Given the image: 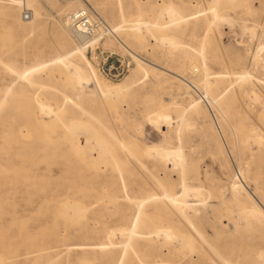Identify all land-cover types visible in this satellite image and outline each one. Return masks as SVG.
Returning a JSON list of instances; mask_svg holds the SVG:
<instances>
[{
    "label": "rangeland",
    "instance_id": "rangeland-1",
    "mask_svg": "<svg viewBox=\"0 0 264 264\" xmlns=\"http://www.w3.org/2000/svg\"><path fill=\"white\" fill-rule=\"evenodd\" d=\"M69 3H59L58 9L39 14L30 11V18L24 19L22 10L16 15L5 0H0V215L8 212L7 229H0V248L4 246L7 257L4 264H117L125 248V258L129 259L124 258L123 264L128 260L141 264L142 256L150 261L158 259L153 258L158 254L168 260L161 264L171 260L188 264L190 259L194 264H264V258L257 263L244 259L255 250L264 251V219L260 223L242 214L241 208L235 211L237 200H242L237 198L234 203L229 188L233 182L242 185L243 196L249 195L264 211V146L253 142L243 146L242 139L251 123L264 137V51L260 50L264 45V0H247L245 6L235 0ZM78 3L110 28L123 25L101 46L120 55L131 52L132 68L124 78L105 77L67 27L66 16L59 9L74 8ZM212 7L228 20L215 21L207 31ZM163 8H171L177 19H171L169 13L158 17ZM248 8L249 14L245 12ZM122 16L126 23H122ZM135 19L154 24L152 31H131ZM245 26L252 28L253 35ZM154 34L173 37L179 45L160 43ZM205 34L209 36V72L229 75L213 91L217 101L212 105L202 101L199 113L193 115L190 98L199 99L203 94V73L200 69L193 74L190 65L201 67L198 49ZM64 39L69 41V48L83 46L81 66L94 73L98 85L94 93L90 87L72 86L66 75L49 63L32 75L30 84L20 79L19 73L28 67L59 56L62 51L58 44ZM137 57L150 63L149 76L130 90L102 95V84L126 86L141 77ZM243 71L252 78L236 81V74ZM253 90L260 96L256 103L251 100ZM35 93L41 102L49 104L52 113L39 110ZM75 124L82 125V130L92 128L96 142L100 137L94 151L86 150V133H75L76 129L81 131ZM73 126L75 134L71 132ZM219 132L224 140L219 139ZM75 136L84 151L76 146L70 149ZM156 150L181 152L183 160L167 161ZM86 152L92 155L85 158ZM99 152L118 161H106ZM80 162L98 170L92 173ZM120 162L125 165L119 175L112 164ZM172 163L178 165L173 167ZM181 178L202 193L197 198L187 197L197 209V219L190 218L191 222L167 204L161 213L154 212L155 201L148 198L154 194L161 197L166 190L179 194ZM107 195L115 196V201L108 200ZM132 196L147 201L141 213L144 222L137 230L147 232V226L154 225V230L155 226L168 225L176 235L190 237L197 250L191 253L187 245L171 238V253H166L168 245L162 235L153 238L156 236L151 234V241L138 238L131 242L126 235H110V229L129 223L137 214V203L129 201ZM188 214L194 213L189 210ZM97 244H105V249L90 246ZM132 244L137 255L132 254ZM45 247L54 249L46 253ZM39 254L44 258L32 260Z\"/></svg>",
    "mask_w": 264,
    "mask_h": 264
},
{
    "label": "bare ground",
    "instance_id": "bare-ground-1",
    "mask_svg": "<svg viewBox=\"0 0 264 264\" xmlns=\"http://www.w3.org/2000/svg\"><path fill=\"white\" fill-rule=\"evenodd\" d=\"M217 1V0H216ZM237 3H239L240 5H244L246 4V1L247 0H235ZM64 3V4H70L69 2H71V0H68V1H60V0H5V3L10 6V8H13L16 12V15L19 14V9L24 11V10H28V11H32L34 14H39V12L41 11H49V9H58V4L59 3ZM215 2V1H214ZM81 4L78 3L76 4L75 7L77 8H73V7H65V8H61L59 9V11L61 13H64L66 18V24H67V27L69 28V30L71 31V33L73 34L70 26H69V21H68V17L70 14L74 13L75 11L79 10V9H82L84 7L80 6ZM214 6V4H213ZM247 6V5H246ZM22 7V9H21ZM164 9V8H163ZM161 10L162 12H158V17L160 15V13H163L161 14V16L164 15V13H169L170 15V18L171 19H177L176 18V14L175 12L169 8L167 9V11H165L166 9L164 10ZM159 10V11H160ZM121 11V10H120ZM164 11V12H163ZM206 12V11H205ZM246 13H250V9H246L245 10ZM244 12V13H245ZM10 16V15H9ZM166 16V14H165ZM178 16V15H177ZM180 19L184 18V17H179ZM231 18V17H229ZM33 19V18H32ZM170 19V20H171ZM233 19V18H231ZM222 21V20H228L227 16H225L222 12H219V10H217L216 8H213L212 7V10H211V16L207 19V31L210 30L212 28V26L214 25L215 21ZM172 21V20H171ZM178 21V20H176ZM31 21L27 22V24H29ZM127 20L124 18V16H122V23H126ZM174 22V21H172ZM170 22V23H172ZM157 22H155L156 24ZM169 23V22H168ZM169 23V24H170ZM232 23V22H231ZM158 24V23H157ZM167 24V23H166ZM165 24V25H166ZM131 28L130 30L131 31H142V29H145L147 31H152V27H154V24H151L150 22H147L146 20L145 21H142L140 19H135V20H132L131 21ZM160 26V25H159ZM162 26V25H161ZM248 26H245L246 28V31H249L247 29H250V32H251V29L252 28H247ZM123 28V25H120V24H113L112 26V30L115 32V31H118L120 29ZM244 31V30H243ZM239 32V31H238ZM253 32V31H252ZM249 33L250 35H253V33ZM156 33V32H154ZM244 33H246L244 31ZM151 34V32H150ZM238 34V33H237ZM242 34V33H241ZM74 35V34H73ZM152 35V34H151ZM244 35V34H243ZM155 38L156 39H159L161 41H159L160 43L162 41H167V43H169L171 46H178L179 43L175 42V40L173 39V37H160L158 38L155 34H154ZM154 38V39H155ZM155 39V40H156ZM78 40L81 41L80 38H78ZM122 42V41H120ZM83 43V42H82ZM123 43V42H122ZM121 43V44H122ZM209 43V36L207 34L204 35V37L202 38V40L200 41V47L198 49V53H199V56L201 58V61H202V64H201V67L199 68V66L197 65H194V64H191L190 65V70H192V73L194 71H199L200 69L202 70V73H203V76H202V79H201V88L203 89V94L200 95V98L199 99H193L192 97L190 98V105H191V109H192V114L193 115H197L199 113V110H200V104L201 102H206L208 105H212L214 104L216 101H217V97L218 95H215L213 94V91L214 90H217L218 87H220L221 84H223L224 82V78H226L227 76L225 75H229L228 73L224 74V73H219V72H214V73H210L209 70H210V65H209V62L210 61V58H209V53H208V47H207V44ZM68 44H69V41L64 39L62 40L58 46L59 48L61 49V54L53 59H50L49 61H42L41 63L39 64H36V65H33L31 67H28L26 69L25 72L23 73H19V77L20 79L23 80V82H27V83H31L32 81V75H34V73L38 72L39 70H41L43 67L47 66V64H51V65H54V68H56L57 70H59L60 72H62L63 74L66 75V77L69 79V81L72 83L71 85L75 87V85H77L78 87H81L83 88V86H86V87H90L92 90H91V93H94L95 90H97L98 88V85L94 79V73L91 72V71H88L86 68L82 67L81 65V62L83 63V60L81 59V57H83V54H84V48L83 46H79L77 45L75 48H69L68 47ZM84 44V43H83ZM163 44V43H162ZM123 45V44H122ZM85 46V45H84ZM125 48H126V45L124 44ZM187 47V45H186ZM188 48V47H187ZM189 49V48H188ZM193 49V48H192ZM129 50V49H128ZM260 50L264 51V45H262V47L260 48ZM131 53V52H130ZM168 53V52H167ZM170 53V52H169ZM260 53V52H259ZM172 54V53H171ZM135 57V56H134ZM138 59V66L143 70V73L141 75V77L137 80H133L131 82V84L129 85H115V84H102L101 85V93L102 95L104 96H111L113 93H120V92H123L125 90H130L131 88H133L134 86H136L137 84H139L140 82L144 81L148 76H149V69L148 67H151L150 63L144 61V60H140L139 57H137ZM240 61V60H239ZM84 64V63H83ZM42 66V67H41ZM256 67V65H255ZM194 74V73H193ZM236 81L238 82H241V81H244L249 79V78H252L251 75L248 74V72L246 71H243V72H240L239 74H236ZM213 76V77H212ZM235 81V82H236ZM262 82V81H261ZM186 83V82H185ZM188 83V82H187ZM231 85H233L231 83ZM230 85V86H231ZM188 86V85H187ZM243 86V85H242ZM229 88V87H228ZM227 88V89H228ZM250 94H252V101L253 102H258L260 101V96L258 93H256L254 90L251 92L250 91ZM80 96V94L78 95ZM35 97V98H34ZM34 99H36V102L38 104V107H39V110L44 114V113H47V114H50L52 113V108L49 107V104L48 106L46 104H44L43 102L40 101V99H38L36 93L34 94ZM68 98V97H66ZM247 104V103H246ZM55 114V113H54ZM56 115V114H55ZM58 117V116H57ZM60 118V116H59ZM62 119V118H61ZM60 120V119H59ZM60 122V121H59ZM61 123V122H60ZM64 124V123H62ZM72 124V123H71ZM78 125V126H76ZM251 126L249 127V129L247 128V131H246V135L242 138L243 139V146L246 145V143H251L253 142L254 144L256 143L259 147L260 146H264V137H262L261 135H259V133L256 132V128L254 126H252L253 124L251 123L250 124ZM64 126V125H63ZM72 126V125H71ZM81 126V127H80ZM57 127V126H56ZM75 127H80L81 128V131H78L77 129L74 131V126L72 127V131L71 132H75V133H78V132H85L86 133V137L84 138L85 139V144L87 145H84L86 148L89 147L91 150L94 151L95 149V146L98 145L99 143V138L98 137V141L96 142L95 140H93L94 138V131L92 128L88 127L85 128V130H82L84 127H82V125H79V124H75ZM232 127V126H231ZM95 129V128H94ZM215 130V128H214ZM219 130V129H218ZM216 131V130H215ZM244 131V130H243ZM65 132V131H64ZM73 132V133H74ZM217 132V131H216ZM74 133V134H75ZM79 133V134H81ZM218 134V132H217ZM78 135V134H76ZM83 137V136H82ZM219 139L221 140H224V137L222 135L221 132H219V135H218ZM79 138V136H78ZM95 139V138H94ZM77 138L76 136L73 137L71 139V146H70V149L72 148H75L74 146H76V149L77 150H80L82 149V151H84L83 147L80 149L79 146L77 145ZM10 142V141H9ZM81 143V142H80ZM238 142L236 143V146H238ZM250 145V144H249ZM235 146V147H236ZM85 148V149H86ZM237 148V147H236ZM76 149L74 150L77 154V156H79V151H76ZM90 149H86L88 151H90ZM158 150V149H157ZM156 150V153H158V155L160 154L162 157H164L165 159L170 160L172 159L173 160V163L175 162H179L181 160H183V156L181 155V152H180V155L177 153V152H174V153H170V152H162L163 149L159 152H157ZM166 150V149H165ZM180 150V148H179ZM81 151V152H82ZM148 151V150H147ZM152 151V150H151ZM80 152V153H81ZM173 152V151H172ZM96 153V152H95ZM177 153V154H176ZM90 154V153H89ZM98 154H101V156L104 157V159L107 161H118V159H115L114 157L110 156V158H108V156H105L103 153L99 152ZM92 155V154H90ZM89 155V156H90ZM83 156H86L85 158L89 157L87 152H86V155H83ZM94 156V155H93ZM92 156V157H93ZM230 156V155H229ZM81 157V156H80ZM90 157L88 159L91 160ZM107 157V158H106ZM100 158V157H99ZM96 159V158H94ZM102 159V158H101ZM97 160H95L96 162ZM100 161V160H99ZM99 161L97 163H99ZM90 163H93V162H90ZM119 163V162H118ZM121 163V162H120ZM171 166L173 167H176V165L178 164H173ZM82 167H84L85 169H88L90 171H92V173L96 172V170H98V167L95 166V165H91V164H82V162L79 163ZM114 165L113 167V170L114 169H117L119 171V175H120V172H121V169L120 167L124 166L125 164H112V166ZM172 167V168H173ZM191 170L194 171L197 175H198V170L196 169V167L194 165H191ZM101 168V167H100ZM112 168V167H111ZM239 169V168H238ZM183 171V170H182ZM240 173V172H239ZM183 176V175H182ZM121 177V186H124L126 185V181H125V178L123 175L120 176ZM241 180V179H240ZM181 181H182V184H181V190L179 192V194L177 193H174L172 191H169V190H166L162 195L161 197L154 194V195H151L149 196L148 198H151V200H154L155 203H154V207H155V211L156 213H161L162 212V206H165L166 204L169 206H172V207H175V210H177V212L179 211V213H181L186 219H197L196 217V212H197V209L195 208V204H192V201L191 203H189L187 201V197L189 196H192L194 198H197V196H200L202 193H201V190L200 188L198 187H189L185 181L183 180V178H181ZM125 188V187H124ZM230 190H231V194L233 196V199H234V203L236 201V199L238 198H241V200L243 201H239L237 200V204L240 206H236L235 207V211H236V208H241V213L242 214H245L247 216H253L255 218L256 221L260 222L261 223V219H264V211H262V209L253 201V199L249 196V195H246V196H243L242 192L244 191V188L242 185L240 184H237L236 182H233L231 185H230ZM122 189V188H121ZM122 193H125L123 190L121 191ZM208 192V191H207ZM229 192V191H228ZM230 193V192H229ZM208 195H209V192H208ZM103 196V195H102ZM108 196V195H107ZM125 196V198L123 197ZM106 197V196H105ZM105 197L102 199L104 200ZM235 197V198H234ZM102 198V197H101ZM108 198V200H113L115 201L116 197L111 195V196H108L106 197ZM122 198H124L125 200H127V195L126 194H122ZM130 200L129 201H133L135 203H137V214H135L133 216V218L130 220L129 223H124L122 224L119 228H116V229H110L111 231L109 232L110 235H118L120 234L119 236L121 235H126L129 239V242L133 241V239H146V240H150L151 239V234H153L154 236L156 237H153V238H158L160 235H162V239L166 241V245H168L167 247V250H166V253H171L170 250H171V247H170V239L171 238H177L181 241L182 244H185L189 247V252H195L197 250V248L194 246V244L192 243L191 241V238L188 237V236H185V235H176L175 233H173V231L171 230V227L168 226V225H158V226H155V229H151L154 227L153 226H150L148 228L149 231L147 232H143V231H139L137 230V228L139 227V225L144 222V220L141 218V213L144 212L145 210V204L147 203V201L145 199H140L139 197H135V196H132L131 198H129ZM208 199V198H207ZM112 201V202H113ZM200 200H198L199 202ZM238 201L240 202V204L238 203ZM194 203V202H193ZM197 203V202H196ZM199 203H202V201H200ZM248 203H250L251 205H248ZM243 204V205H241ZM228 205V204H227ZM234 206V205H233ZM68 207V206H67ZM74 208V207H73ZM76 208V207H75ZM123 208H121L120 210H122ZM233 209V208H232ZM71 210V209H70ZM76 209H74L75 211ZM92 210V209H91ZM189 210H192L193 211V215H189L188 212ZM228 211V209H226ZM68 211V210H67ZM122 212V211H121ZM230 213L227 212V214H229L228 216L231 217L232 215L231 214V211H229ZM75 213V212H73ZM209 213V212H208ZM69 214V213H68ZM240 214V216L242 215ZM239 215V214H238ZM243 217V215H242ZM241 217V218H242ZM12 218V217H11ZM228 218V217H226ZM232 218V217H231ZM191 219H190V222H191ZM230 219V218H229ZM7 220H8V212L7 213H2L0 215V229L1 230H6L7 229ZM13 220V219H12ZM228 220V219H227ZM232 220H230L231 222ZM11 222V221H10ZM9 227V226H8ZM177 231V230H176ZM107 236L108 237H110ZM193 237V236H192ZM124 241V240H123ZM122 241V243H123ZM151 241V240H150ZM175 241H178V240H175ZM174 241V242H175ZM128 242V241H127ZM154 242V241H153ZM126 244V243H125ZM91 247H96L97 249H99L100 251H103L105 249V244H97V245H90ZM180 246V245H179ZM66 247H69V246H66ZM152 248H154L153 245H151ZM201 248V247H200ZM53 248H50V247H45L43 248V250H47L46 253H49L51 250H53ZM131 249H132V254L134 255H137V250L136 248L134 247V245L132 244L131 245ZM181 251V250H180ZM164 252V251H163ZM264 252V251H262ZM262 252L258 251V250H255L251 255H244V259L246 260H250V262H255L257 263L258 261L261 260V258H264V254H262ZM0 253H1V257H0V260H1V264H4L6 263L7 261V257L5 255V250H4V246H2L0 248ZM111 252H109L108 254H110ZM125 253H126V248L123 250V257L119 260V262L117 264H123V260L125 258ZM32 254L31 253H28V255ZM200 255V254H199ZM47 256V254H46ZM218 256V255H217ZM44 258V256H42V254H39L38 256H35V258H32V260L34 261H38L39 258ZM158 259H151L150 261L148 259H145L144 256H142L140 258V262L141 264H161L163 262H166L168 260L166 259H163V257L161 256V254H158L156 255L155 257L153 258H157ZM193 257V256H192ZM28 258V257H27ZM31 257H29L28 259H30ZM223 258V257H222ZM126 260L129 259V258H125ZM211 259V258H210ZM125 260V261H126ZM212 260V259H211ZM131 260H128L126 261V264H131L130 263ZM216 262L215 261H212V264H215ZM170 264H181V262L179 261H175V260H171L170 261ZM188 264H194L193 260L190 259V261L188 262ZM238 264V263H237Z\"/></svg>",
    "mask_w": 264,
    "mask_h": 264
},
{
    "label": "built area",
    "instance_id": "built-area-1",
    "mask_svg": "<svg viewBox=\"0 0 264 264\" xmlns=\"http://www.w3.org/2000/svg\"><path fill=\"white\" fill-rule=\"evenodd\" d=\"M23 17L30 18V11L24 10ZM68 21L74 36L84 43L86 55L105 77L120 80L130 72L133 55L129 52L120 55L102 48L101 43L113 36V30L92 10L87 7L79 9L69 15Z\"/></svg>",
    "mask_w": 264,
    "mask_h": 264
}]
</instances>
